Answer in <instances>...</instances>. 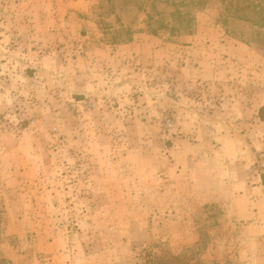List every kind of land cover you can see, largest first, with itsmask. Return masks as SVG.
<instances>
[{"label": "rangeland", "instance_id": "rangeland-1", "mask_svg": "<svg viewBox=\"0 0 264 264\" xmlns=\"http://www.w3.org/2000/svg\"><path fill=\"white\" fill-rule=\"evenodd\" d=\"M221 1L0 0V257L264 264V42Z\"/></svg>", "mask_w": 264, "mask_h": 264}, {"label": "trees", "instance_id": "trees-1", "mask_svg": "<svg viewBox=\"0 0 264 264\" xmlns=\"http://www.w3.org/2000/svg\"><path fill=\"white\" fill-rule=\"evenodd\" d=\"M112 1V0H109ZM150 2V7L157 13L158 17L148 16L149 28L156 33L160 29L170 28L173 32H193L194 17L190 12L182 10L183 7H204L209 0H163L167 5L173 8V11L168 14V23L165 20L164 13L157 11V2L160 0H147ZM225 7L221 13L222 23L228 27L233 21H247L257 26L260 31L257 32L256 41L264 42V0H222ZM124 28V27H123ZM119 34L130 33V29L119 31ZM259 118L264 122V107L260 109ZM264 179V176L262 177ZM180 262L178 257L171 259H159L158 264H175ZM0 264H11L8 260L0 257Z\"/></svg>", "mask_w": 264, "mask_h": 264}]
</instances>
